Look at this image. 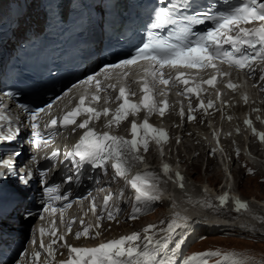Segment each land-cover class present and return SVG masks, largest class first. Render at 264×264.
Masks as SVG:
<instances>
[{
  "label": "snow or ice",
  "instance_id": "obj_1",
  "mask_svg": "<svg viewBox=\"0 0 264 264\" xmlns=\"http://www.w3.org/2000/svg\"><path fill=\"white\" fill-rule=\"evenodd\" d=\"M207 24L206 28L197 29L196 26ZM244 25H255L245 27ZM166 29L167 36H162L153 30ZM143 62L145 76L140 82V92L142 93L139 103L131 102L130 95L125 86L119 88L116 101L118 107L112 113L107 107L102 112L96 108L87 106L85 95L80 96L79 102L71 110L66 112L62 117L51 116V110L54 105L64 97H67L73 89L95 84V92L90 97V103H96L100 100V93L106 92L107 88L101 86V78L110 79L114 70H122L117 73L118 76L127 77L128 72L123 71ZM257 63H264V0H240L238 4L220 3V0H212L211 3L198 6V0H157L153 8L152 23L149 26L147 36L141 44L136 46L127 56L117 62L106 63L99 66L98 70L92 74L86 75L84 79L74 83L68 91L64 92L63 97H56L52 102L47 103L44 107L28 108L26 105H19L21 110L26 114L28 123L25 125L30 130L32 137L31 145L36 150L41 147L47 148L53 139V136L67 126L75 125L73 132L77 129L83 130L78 141L73 145L71 150L63 153L64 161L70 160L73 166L78 170L83 164L90 165L93 169H103L106 171V164L111 162V168L114 172L113 178L123 179L126 184L134 191L136 202L145 204L154 202L160 198L156 179L150 172L136 173L130 176L132 167L143 162L139 155L142 147L144 151L148 150V139H155L157 144L166 142L168 139L164 129H157L148 122L147 117L139 125L132 121L130 134L131 139H125L121 136L111 135L109 132L102 134L97 133L89 127L90 122L99 120L100 116L111 115L106 127L113 124L119 125L121 121L127 119L129 115H136L139 111L144 110L147 115L158 113L163 117L169 108L166 100L157 104L155 102V89L159 86L164 88L175 87L177 84L183 85L184 92L177 95L189 96L199 93L202 85L214 86L218 78L229 75V72L221 70V65H226L229 69L244 71L249 76L255 72ZM175 70V76H165L164 69ZM185 70H213V75L208 79H202L199 82L195 78L187 77ZM264 81V71L259 77ZM191 83L192 86H188ZM109 88L115 89V85H109ZM226 87L235 90L237 85L229 82ZM167 93H161L166 96ZM6 96H12V93H5ZM217 93V99L220 98ZM247 102V97H243ZM104 102L108 103L105 97ZM198 108L207 110L213 107V102L209 100L207 104L201 101ZM195 109H191L187 114V120L191 121L194 116L191 114ZM51 116V119L44 125V132L39 128L38 117L41 115ZM82 114L87 115V119L77 123V118ZM183 118L185 113L180 111ZM0 119H4L0 116ZM10 123V122H9ZM246 125L251 126L250 120H245ZM19 132V129H17ZM255 132V130H253ZM3 139L11 141L12 135H6ZM259 139L264 141V134L259 135ZM17 157L19 153L15 154ZM61 155L59 149H53L47 159H56ZM0 167L8 170V178L5 179V173L0 172V193L3 185L14 183L16 191L12 200L13 210L19 209L23 215L32 216L30 208L24 203L29 191L28 185L32 181V173L21 174L13 168L12 159H3L0 157ZM163 172L168 173L167 165L163 167ZM40 179L37 183L42 188L41 206L43 211L39 218L43 221L45 213L49 216H55L57 212L61 214V223H63V212L65 208L71 207L70 203L63 204L57 208L56 202L68 201L67 195L60 194V186H46V171L39 173ZM72 177H67L63 182L69 183ZM176 181L180 187H183V177L176 173ZM123 193H121L122 195ZM91 193H89V196ZM81 199H86L81 198ZM112 199V194L104 197L103 204L105 209ZM229 197L224 194L219 197L221 205L228 201ZM237 209H245L247 205L239 200H234ZM90 211L96 218L94 227L100 228L101 216L96 215V207L93 202L90 205ZM139 211V208L136 209ZM107 218L113 219V213L108 211ZM135 219V216L130 217ZM54 223V221H53ZM81 225L84 221L81 219ZM0 224H2V214H0ZM184 226L176 223H169L167 228L163 229L164 235L160 239L155 238L153 226L149 225L144 228L143 242L137 233L121 237L115 240L100 243L95 247H76L67 244L65 237L71 233V225L67 226L64 233L58 235L55 227H39V242L33 239L31 243L38 249H44L49 257L53 255V245L58 241H63V247L67 248L68 258L61 261V264H209V259L220 257L215 264H242L241 261L231 259L228 254L220 252H198L186 257L182 256V245L185 244V236L181 235L175 238L176 230ZM91 227H84L82 232H76L75 238L80 239L82 236L86 239L95 237L90 235ZM45 235L52 237L46 245L44 242ZM96 235H99L97 231ZM172 245V247H170ZM178 253L181 255L178 256ZM41 252L35 250L32 253L31 264H40ZM27 259V256L24 257ZM44 264H49L48 260Z\"/></svg>",
  "mask_w": 264,
  "mask_h": 264
},
{
  "label": "bare ground",
  "instance_id": "obj_2",
  "mask_svg": "<svg viewBox=\"0 0 264 264\" xmlns=\"http://www.w3.org/2000/svg\"><path fill=\"white\" fill-rule=\"evenodd\" d=\"M27 17L32 18V14L29 12ZM36 21L37 20L35 19V22ZM22 29L23 26L19 25L14 29V33L19 36V32L22 31ZM251 81L249 85H251L252 88H248L247 95L251 98V100H256L257 97L262 98L261 90L258 89L253 83H251ZM221 99H227V95L221 94ZM234 108L235 109L233 110V113L234 111L240 110L242 106L236 105ZM177 130L184 137L183 143L181 144L182 147H180V145L177 147V154H173V148H171L169 158L174 166L178 165L177 173H179L180 176L183 177V187H180L178 182L176 181V174L174 175L161 172L159 173V166L156 162L157 159L154 158V155L152 156L151 154H148L146 156L145 162L138 163L134 166V168L137 169L141 165L151 163L152 170L156 171L158 177V188L163 189L161 193V199L164 203V207L162 208L160 215L168 214L171 210H176L178 213L184 215L185 217H196L199 220L196 226V234H220L233 232L238 233L239 235L244 233L264 238V200H262L264 198H258L255 195H251L248 199H245L244 197L240 196L237 189L238 179L236 177L243 173L244 176L253 175H251V173L246 169H243V171L240 172L239 167L238 169L234 168L233 156L231 155L232 151H235L237 148L239 149L240 145V158L246 160L247 163H249L252 167H256L257 170L255 171L256 174H254V176L257 175V177H261L263 176L261 172L263 171L264 173V150L261 149L257 151L256 148L257 146H260L261 148L264 147V141H261L259 137H257L256 142L247 143V149H245V135L233 139L232 144L237 148H233V150L231 151L228 150V147H224L223 151L227 153H224V155H222L221 162H218L213 158H207V166H213L216 164L218 165L214 168L212 173L208 174L205 181H198L194 173L189 171V169L187 168L191 166L193 160L188 161L186 159L193 158L195 160V157L191 156V153L194 150H202V152H199V155L201 157L202 154H205V147L202 145V142L205 139H203L202 137L204 134H206V131L204 127L199 123L193 125L183 123ZM188 131H190L191 133L189 132V134H186V132ZM186 139L191 142L189 143ZM193 140L198 141V143H192ZM235 141H238V145ZM11 149L12 148H9L7 149V151L9 152L15 150V148L12 150ZM185 150L187 151V155L183 154ZM166 153L167 150H165V154ZM175 156H178L180 160L175 161ZM150 157H152L151 160L149 159ZM202 163L203 162H201V164ZM220 170L223 172L224 176H221V182L216 186L213 181L218 174V171L221 172ZM225 187H227L232 194L231 201L229 205H226L224 208H215L214 195ZM234 200H239L241 203H245L247 207L245 209L238 210L234 203ZM188 208H190V211H188ZM148 216L149 215H145L141 217L139 219L140 222L137 221L134 226L141 227L143 221L144 223H146L145 221L149 218ZM158 217L159 216H157L156 219ZM117 228L122 231L131 229V227L127 225H116L113 227L112 231L116 232ZM205 237L207 238L208 236L205 235Z\"/></svg>",
  "mask_w": 264,
  "mask_h": 264
},
{
  "label": "rangeland",
  "instance_id": "obj_3",
  "mask_svg": "<svg viewBox=\"0 0 264 264\" xmlns=\"http://www.w3.org/2000/svg\"><path fill=\"white\" fill-rule=\"evenodd\" d=\"M261 148H256V150H260ZM187 155V151L185 152ZM195 153H193L194 155ZM195 160L193 158L186 159L188 161L193 160L191 166L187 167L189 171L193 172L194 175L197 177V180L202 181L206 180L208 174L212 173L216 165L207 166L206 165V158L205 156L201 157L199 154H195ZM240 156L233 157V167L238 169L239 171H243L244 163L241 165ZM196 161V162H195ZM201 162H203L201 164ZM214 162V161H213ZM212 162V163H213ZM220 162V160L218 161ZM217 162V163H218ZM197 163V165H196ZM246 168L253 169L251 175L253 176H244L240 174L238 177V184L237 189L241 197L248 199L251 195H255L258 198H264V180L260 179V176H254L255 171L257 170L256 167H252L250 164H246ZM221 171V170H220ZM206 173V174H205ZM263 177L264 173L261 172ZM260 173V174H261ZM206 176V177H205ZM221 176L223 177V172H219L214 178L213 183L217 186L221 182ZM262 177V176H261ZM264 200V199H262ZM164 207L163 202L160 204L159 208L155 210V212L151 213L147 220L156 219L157 216H160L161 210ZM140 222V220H139ZM144 222V221H143ZM244 234V233H243ZM208 237H204L199 241L192 242L189 246L190 249L193 251L197 250H205V249H212L218 251H226L233 256V259L241 261L242 264H264V238L257 237L251 234H244L243 236L239 235L238 233L230 232L229 234H218V233H205ZM192 251V250H189Z\"/></svg>",
  "mask_w": 264,
  "mask_h": 264
}]
</instances>
